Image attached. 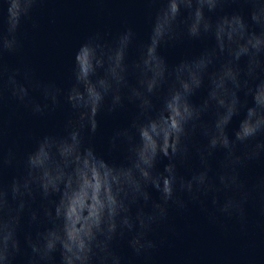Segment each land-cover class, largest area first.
<instances>
[{
	"label": "water",
	"instance_id": "1",
	"mask_svg": "<svg viewBox=\"0 0 264 264\" xmlns=\"http://www.w3.org/2000/svg\"><path fill=\"white\" fill-rule=\"evenodd\" d=\"M11 6L0 0L12 264H62L45 242L87 253L113 229L93 264H264V0H33L15 29Z\"/></svg>",
	"mask_w": 264,
	"mask_h": 264
},
{
	"label": "clouds",
	"instance_id": "2",
	"mask_svg": "<svg viewBox=\"0 0 264 264\" xmlns=\"http://www.w3.org/2000/svg\"><path fill=\"white\" fill-rule=\"evenodd\" d=\"M33 2V0H12V6L8 9L10 16H9V22L12 26V29H15L18 23V17L21 13V11H27V5H30ZM23 3V7L21 4ZM15 9V11H14ZM13 41L7 40L5 38V45L7 47L12 46ZM114 109H110L112 111ZM97 128V125L94 123L90 129L91 132H95ZM193 128V132H194ZM262 131V130H261ZM143 135V134H142ZM190 135V134H186ZM169 143L172 142L173 137L169 136ZM253 139V138H250ZM188 145L184 144L182 150H187ZM160 153L171 159L173 156L176 155L175 152H171L169 150L161 149ZM6 192V190H5ZM34 196V194L32 195ZM35 215V213H33ZM115 229H113L112 234L110 236L105 237L104 242H93L90 245V248L87 253L83 252L78 245L73 246V249L71 251H68L63 248L62 244H59V242L54 243L52 245H48L46 242L43 245V257L50 258L49 253L56 249L57 245H59L61 249V258H62V264H93V258L99 256L100 253H105L108 249V241L112 239V236L115 235ZM29 240L31 249L33 253L40 252L41 245L39 241L32 242L31 235L26 237ZM98 250V251H97ZM20 246H19V239L16 236V233H14L13 238L9 241H7L2 248H0V261H2V264H12V259H14V254L19 253ZM103 257H100V264H103ZM30 264H38V261H36L34 258L30 261Z\"/></svg>",
	"mask_w": 264,
	"mask_h": 264
}]
</instances>
